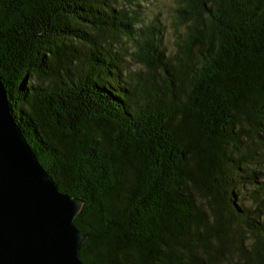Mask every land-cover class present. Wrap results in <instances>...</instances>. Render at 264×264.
I'll use <instances>...</instances> for the list:
<instances>
[{"label": "trees", "instance_id": "16d2710c", "mask_svg": "<svg viewBox=\"0 0 264 264\" xmlns=\"http://www.w3.org/2000/svg\"><path fill=\"white\" fill-rule=\"evenodd\" d=\"M0 0V79L84 264H264V0Z\"/></svg>", "mask_w": 264, "mask_h": 264}, {"label": "water", "instance_id": "95a60500", "mask_svg": "<svg viewBox=\"0 0 264 264\" xmlns=\"http://www.w3.org/2000/svg\"><path fill=\"white\" fill-rule=\"evenodd\" d=\"M80 202L58 190L11 115L0 79V264H84Z\"/></svg>", "mask_w": 264, "mask_h": 264}, {"label": "rangeland", "instance_id": "374dc122", "mask_svg": "<svg viewBox=\"0 0 264 264\" xmlns=\"http://www.w3.org/2000/svg\"><path fill=\"white\" fill-rule=\"evenodd\" d=\"M142 13L144 20H150L155 14H159L167 27L165 43L169 49H173V37L170 32L169 22L171 18V9L174 6V0H142Z\"/></svg>", "mask_w": 264, "mask_h": 264}]
</instances>
